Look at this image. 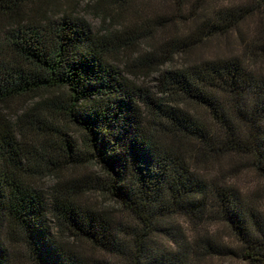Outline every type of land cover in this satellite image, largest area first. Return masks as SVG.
Instances as JSON below:
<instances>
[{
  "label": "trees",
  "instance_id": "trees-1",
  "mask_svg": "<svg viewBox=\"0 0 264 264\" xmlns=\"http://www.w3.org/2000/svg\"><path fill=\"white\" fill-rule=\"evenodd\" d=\"M96 1L114 21V8L134 0ZM60 5L0 0V264H264V190L245 196L217 171L227 159L231 173L264 182V73L238 56L159 71L153 50L138 58L159 72L153 91L112 58L135 45L130 29L97 33L56 14ZM236 12L220 10L172 41L177 55L227 35ZM248 46L253 62L264 53V43ZM20 99L37 102L12 123L7 110ZM87 163L101 176L64 175ZM42 175L56 178L48 193L32 181ZM93 191L117 208L85 202Z\"/></svg>",
  "mask_w": 264,
  "mask_h": 264
},
{
  "label": "rangeland",
  "instance_id": "rangeland-1",
  "mask_svg": "<svg viewBox=\"0 0 264 264\" xmlns=\"http://www.w3.org/2000/svg\"><path fill=\"white\" fill-rule=\"evenodd\" d=\"M48 1V0H39ZM50 1V0H49ZM57 1V0H54ZM61 5L55 8L58 14L66 11L76 18H81L97 33L106 34L129 30V36L134 38V46L127 53L113 55L112 58L120 65L131 80L141 86L157 91L159 72L153 71L156 66L144 69L139 65L138 58L155 50L157 61L164 62L159 71L182 67L195 61L211 60L221 57L238 56L255 69L264 73V53L259 58L248 55V45L257 46L264 43V10L259 9L252 0H181V6L172 0H134L132 2L116 6L115 13H119L114 21H105L102 5L96 0H58ZM236 10V26L224 36H218L198 42L196 48L190 51L188 57L177 55V47L172 46V41L184 40L196 30L199 24L207 18H212L220 10ZM114 11L112 14H115ZM154 46V49L152 48ZM256 48V47H255ZM254 48V49H255ZM257 51L259 49L256 48ZM249 51V50H248ZM158 62V63H159ZM37 101L26 99L15 100L10 103L7 116L12 123L26 110H30ZM38 111L34 112L37 114ZM199 112V111H198ZM26 127H30L27 124ZM65 129L71 134L78 144H82L83 138L80 131L70 125ZM28 130V129H27ZM40 139H30L29 144H40ZM227 159L221 160V174H225L245 194L250 196L256 190H264V182L252 171L242 169L240 172L231 173ZM100 169L94 163H87L76 170H67L66 177L83 178V176H101ZM214 171V170H213ZM55 176L42 175L32 181L38 189L50 192L55 183ZM264 198V196H263ZM261 198L263 207L264 199ZM83 200L99 209H116L115 203L108 196L99 191L88 192ZM219 229V232L217 231ZM212 234L219 233L226 242L231 245L233 240L221 226L211 228ZM200 264H244L235 257H206Z\"/></svg>",
  "mask_w": 264,
  "mask_h": 264
}]
</instances>
